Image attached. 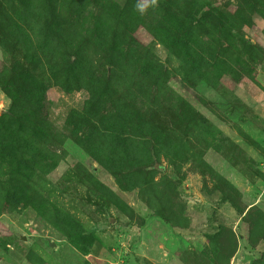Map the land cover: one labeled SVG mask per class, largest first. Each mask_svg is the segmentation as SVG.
Wrapping results in <instances>:
<instances>
[{"label":"rangeland","instance_id":"374dc122","mask_svg":"<svg viewBox=\"0 0 264 264\" xmlns=\"http://www.w3.org/2000/svg\"><path fill=\"white\" fill-rule=\"evenodd\" d=\"M0 0V264H264V0Z\"/></svg>","mask_w":264,"mask_h":264},{"label":"clouds","instance_id":"9594fccd","mask_svg":"<svg viewBox=\"0 0 264 264\" xmlns=\"http://www.w3.org/2000/svg\"><path fill=\"white\" fill-rule=\"evenodd\" d=\"M150 5L155 6L157 4V0H148V3H140L137 4V9L143 13L145 11V9Z\"/></svg>","mask_w":264,"mask_h":264}]
</instances>
